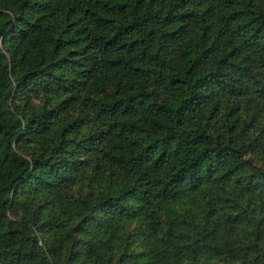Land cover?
Instances as JSON below:
<instances>
[{
  "label": "trees",
  "instance_id": "trees-1",
  "mask_svg": "<svg viewBox=\"0 0 264 264\" xmlns=\"http://www.w3.org/2000/svg\"><path fill=\"white\" fill-rule=\"evenodd\" d=\"M0 264H264V0H0Z\"/></svg>",
  "mask_w": 264,
  "mask_h": 264
},
{
  "label": "water",
  "instance_id": "water-1",
  "mask_svg": "<svg viewBox=\"0 0 264 264\" xmlns=\"http://www.w3.org/2000/svg\"><path fill=\"white\" fill-rule=\"evenodd\" d=\"M25 77V75L21 76L19 80H22Z\"/></svg>",
  "mask_w": 264,
  "mask_h": 264
}]
</instances>
